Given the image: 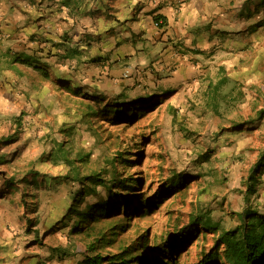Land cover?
Listing matches in <instances>:
<instances>
[{"label": "rangeland", "instance_id": "374dc122", "mask_svg": "<svg viewBox=\"0 0 264 264\" xmlns=\"http://www.w3.org/2000/svg\"><path fill=\"white\" fill-rule=\"evenodd\" d=\"M12 1L0 0V173L18 187L7 194V184L0 178V264H84L91 246L96 254L124 255L137 264H203L219 232L200 225L191 227L193 215L209 209L215 221L230 228L238 222L236 212L256 206L264 209V176L252 205L244 203L241 192L250 167L264 149V119H260L264 109V26L242 40L231 41V51L218 40L217 49L210 53L213 59H200L201 68H211L208 73L189 79V85L181 84L180 92L170 93L168 100L145 105L144 113L127 111L117 121L111 115L107 119L91 116L87 107L94 100L52 86L33 70L12 63L14 56L29 47L42 46L30 38L32 33L41 34V26L35 31L38 13L52 8L57 13L54 6H47L49 0H21L20 8L30 13L14 12ZM255 2L256 7L249 10L258 12L252 21L264 19V3ZM18 16L24 19L22 23H14ZM216 25L223 26L222 21ZM45 37L55 39L49 33ZM50 62H46L49 68L64 72L62 80L76 76L75 65ZM220 64L226 66L228 83L213 92L207 85L221 77ZM97 108L101 110L99 105ZM16 118L22 120L18 126ZM248 122H255L253 130L229 131L233 125ZM61 142L71 161L87 153L91 156L85 163L75 162L70 171L49 155L57 152ZM203 154L209 155V161L199 163ZM113 166L125 182L139 178L132 190L121 192L139 194L138 203L128 196L127 205L135 202V209L127 207L125 214L123 207L113 204L105 210L106 191L101 188L100 193L88 194L86 201L77 204V210L91 206L95 219L80 224L74 217L67 227L55 224L72 199L69 192L74 186H67L65 176L72 173L82 180L106 172L110 178ZM36 172L46 179L56 178L62 185L48 189L41 177L27 178ZM172 174H184V184L162 194L157 207L142 208L141 202L164 191ZM30 181L37 185L28 184ZM26 218L33 220L29 228ZM71 226L75 231H69ZM188 230H192L190 235ZM178 234L185 236H179L185 246L164 259L157 248L172 249L179 243ZM57 248L71 256L59 259ZM217 264L227 263L221 258Z\"/></svg>", "mask_w": 264, "mask_h": 264}, {"label": "crops", "instance_id": "0c3cea01", "mask_svg": "<svg viewBox=\"0 0 264 264\" xmlns=\"http://www.w3.org/2000/svg\"><path fill=\"white\" fill-rule=\"evenodd\" d=\"M241 8L240 0H81L75 11L67 9V15L54 8L37 12L35 31L41 26V33L53 35L59 49L67 48L70 57L59 66L75 65L76 76L70 82L85 90L105 98L124 94L132 100L158 94L168 100L170 93L180 92L181 84L208 73L211 68H201L200 59H213L210 53L218 40L231 51V41L243 39L232 33L242 30L233 22ZM14 20L18 24L24 19ZM65 33L67 42H62ZM225 69L220 64L217 82L226 77ZM49 71L46 82L58 86L64 72L56 67Z\"/></svg>", "mask_w": 264, "mask_h": 264}, {"label": "trees", "instance_id": "16d2710c", "mask_svg": "<svg viewBox=\"0 0 264 264\" xmlns=\"http://www.w3.org/2000/svg\"><path fill=\"white\" fill-rule=\"evenodd\" d=\"M11 9L14 12L18 9L21 12H25L22 8H20L19 2L21 0L12 1ZM255 0H245L242 4V8L235 14V18L233 19L234 23L241 24V31L232 32L234 35L242 34V37H247L251 33L255 32L257 29L264 26V19L258 18L256 21H252L253 14H257L258 12L255 10L252 13H249L251 6L256 7V2L253 4ZM264 3V0H262ZM80 0H49L47 4L48 7H55L58 14L63 11L76 10L79 7ZM17 11V12H18ZM67 15V12H65ZM155 21H159V17H154ZM244 23H246L244 25ZM159 26V24H157ZM162 27V25L160 26ZM44 33L39 34H31L33 40L36 38L42 46H38L37 48L29 47L24 52H21L12 58L13 64H19L21 66L27 67L40 76H42L44 81L50 80V74L48 73L49 66L46 62H55L58 63L63 62V60L67 61L70 57L67 54V48L62 51L58 48L59 44H56L54 39L47 40ZM42 37H45L42 39ZM63 41L67 42V33L62 36ZM50 47V48H46ZM55 51H53V50ZM60 50V51H59ZM62 51V52H61ZM9 54L14 55L13 52H9ZM54 60V61H52ZM94 62V61H93ZM68 81V82H67ZM65 81L66 86L64 85V81L58 80L59 86L63 87L66 92L72 93L75 96L85 97L91 100H94L93 106L87 107L90 109V115L96 118H106L107 116H112L117 121L119 117H121L127 111H140L144 113L146 110L143 108L145 105H158L157 101L162 100L161 96L158 94H151L148 96L138 97L132 100H128L127 96L124 94H120L118 96H114L112 98H105L100 96L97 92H92L90 90H85L82 86H78L70 80ZM42 82V81H41ZM69 83V84H68ZM228 83V79L226 77H222L214 86H208L213 92H218V90ZM56 86V85H55ZM167 95V94H166ZM101 107V110L97 108V106ZM126 116H123V118ZM130 117V116H128ZM107 119V118H106ZM260 119H264V109L260 111ZM22 122L21 118H16L15 125L18 126ZM255 122L247 123L245 125L238 124L233 125L234 129H230V132H237L243 129L253 130L255 127ZM67 137V135H66ZM10 141V140H9ZM8 143H11L9 142ZM11 141H14L13 138ZM67 143V141H66ZM50 158L55 160V162H62L69 167V170L72 171L74 169L75 162H83L85 163L87 158L91 156V154L87 153V155L79 156L78 159L69 160L67 158V151L64 148L63 142L57 145V152L54 154L49 153ZM17 156V154H16ZM16 156H14L16 158ZM209 155L203 154L200 156L199 163H206L209 161ZM46 159H48L46 157ZM104 174L106 172H101L97 174H92L87 176L81 180L78 176H65V182L67 186H74L70 190V204L67 207L66 214L61 216L56 222L59 223L61 227H67V222L76 217L78 223L83 224L87 219H95V213L91 212L92 207H86L81 210H77V204L82 201H86L88 194L97 195L101 192V188L106 191V199L102 202V208L109 207V205L118 204L124 209V213L128 214L127 207L129 209H135V202L133 204L127 205L130 201L128 196H134L133 199H136L139 194L128 195L121 194L122 191L132 190L133 185H137L139 178L136 180L125 182L123 179H119L117 176V168L113 166V175L110 178H107ZM184 174H172L169 179L168 184L164 187V191L161 192L160 195L166 193H171L173 191H177L182 184H184L185 180L183 178ZM264 176V149L260 151L256 161L252 164L249 169L248 175L243 182L244 190L242 192L243 201L245 204L252 205V200L258 194V188L262 183V178ZM41 177V182L47 184L48 189L52 187L55 188L57 185H62L59 180L56 181V178H44L39 175V173L28 174L27 178H38ZM117 177V178H116ZM201 179V176H199ZM0 178L3 182H6V193L8 194L9 190H14V188L18 187L13 181H10L9 177L0 173ZM80 179V180H79ZM200 181V180H199ZM90 184L91 187L88 188L86 183ZM36 181H30L28 184L37 185ZM127 183V184H126ZM70 184V185H69ZM75 184L80 185L78 188H75ZM45 186V187H47ZM91 189V190H90ZM2 193V192H1ZM6 195L5 191L3 192ZM156 196L149 198L150 200H145L141 202L142 208L150 209V207H157L161 200L162 196ZM35 197V196H32ZM75 198V200H74ZM140 200L136 199V203ZM230 205H232L230 203ZM256 209H245L241 212H236L237 223L233 224L230 228L223 227L220 222L215 221L211 215V211L207 209L204 213H200L199 215H193L190 219L191 227L201 226L204 229H210L218 233V237L216 239V244L212 250L206 254L202 260L203 264H217V262L223 258L227 264H264V209L261 210L259 206H256ZM36 208V207H35ZM139 210V209H138ZM135 213V212H133ZM104 216V214L102 215ZM26 226H29L33 223V220H29L26 218ZM54 224V222H53ZM221 226V227H220ZM30 231V229H28ZM69 231H75L74 226L69 227ZM188 234L192 233V230H188ZM187 233V232H186ZM181 237H185L182 234H178V244H175L174 247L170 250H167L163 247L157 248L160 252L161 256L168 260L170 259L167 255H172V252L176 250V248L185 246V241L182 240ZM222 250L220 251V248ZM55 255L59 254V259L63 257H70L71 255L67 250L57 248L55 249ZM61 252V253H58ZM91 255L85 256L83 263L84 264H137L134 263L133 260L125 257L124 255H108L102 256L101 254H96L94 251V246L90 248Z\"/></svg>", "mask_w": 264, "mask_h": 264}]
</instances>
